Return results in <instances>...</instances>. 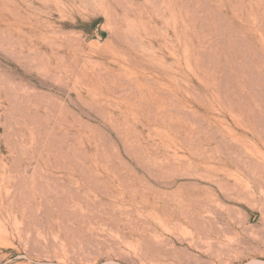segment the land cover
<instances>
[{
  "label": "rangeland",
  "instance_id": "1",
  "mask_svg": "<svg viewBox=\"0 0 264 264\" xmlns=\"http://www.w3.org/2000/svg\"><path fill=\"white\" fill-rule=\"evenodd\" d=\"M0 264H264V0H0Z\"/></svg>",
  "mask_w": 264,
  "mask_h": 264
}]
</instances>
